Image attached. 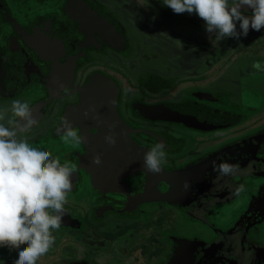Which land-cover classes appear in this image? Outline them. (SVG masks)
Wrapping results in <instances>:
<instances>
[{
    "label": "flooded vegetation",
    "instance_id": "af4514ba",
    "mask_svg": "<svg viewBox=\"0 0 264 264\" xmlns=\"http://www.w3.org/2000/svg\"><path fill=\"white\" fill-rule=\"evenodd\" d=\"M172 16L208 34L195 12L176 14L163 0H0V112L11 116L13 100L27 101L38 121L25 134L30 144L76 167L65 225L37 264H264V121L232 111L239 59L227 48L217 56L215 45L234 41L208 35L182 46L172 27L158 29ZM93 75L116 86L117 126L98 105L101 122L83 118L99 98L86 90ZM157 105L192 108L207 129L140 115L138 107ZM65 120L81 144L63 141ZM112 124L115 146L104 139ZM128 138L133 151L165 144V175L147 172ZM214 162L241 172L221 175ZM10 250L0 264H15L20 249Z\"/></svg>",
    "mask_w": 264,
    "mask_h": 264
},
{
    "label": "clouds",
    "instance_id": "9594fccd",
    "mask_svg": "<svg viewBox=\"0 0 264 264\" xmlns=\"http://www.w3.org/2000/svg\"><path fill=\"white\" fill-rule=\"evenodd\" d=\"M163 5L174 13L195 12L206 25V32L215 34L217 40L247 37L249 30L264 29V0H163ZM243 6L252 9L250 16L241 11ZM237 22L239 29L237 31ZM256 71H264V61L252 65ZM11 116L0 112V247L20 249L15 264H37V261L53 247L54 230L61 227L65 205L72 190L71 177L74 164H61L49 151L33 147L26 137L38 121L27 101L13 100ZM101 122L95 115L96 108L89 106L83 118ZM114 125L104 137L110 146L116 145ZM62 139L65 143L79 145L84 140L72 124L63 121ZM166 146L156 143L144 154V168L151 174H159L167 162ZM93 164L100 165L99 155ZM221 175L235 176L241 172L238 166L228 163L213 164ZM243 191L241 185L237 192Z\"/></svg>",
    "mask_w": 264,
    "mask_h": 264
},
{
    "label": "rangeland",
    "instance_id": "374dc122",
    "mask_svg": "<svg viewBox=\"0 0 264 264\" xmlns=\"http://www.w3.org/2000/svg\"><path fill=\"white\" fill-rule=\"evenodd\" d=\"M170 26V36L180 38L183 37L185 44L186 41L189 44H192L195 39H198V34L194 36L195 30H192L190 25L181 16L178 17H169L166 20V24L159 25V31H161L162 26ZM180 27V29H179ZM190 28V29H189ZM175 33V34H174ZM209 40L208 34L203 35L201 39ZM214 39V38H213ZM219 40L216 39L215 42ZM233 44L229 45H219L222 47L221 50H217V56H225L227 54L226 48L231 50L237 55L239 59V96L236 98L235 107L232 111L237 112L240 116H243L247 119L253 116V120L256 122L264 121V71H256L253 69L252 65L254 61H264V32H254L247 37L241 36L239 40L232 39ZM222 42V41H220ZM193 45V44H192ZM180 46V45H173ZM182 46H187L182 45ZM197 46V45H196ZM233 48H232V47ZM199 47V46H197ZM225 47V50H224ZM200 48V47H199ZM204 48V45H201V49ZM232 48V49H231ZM252 63V64H251ZM206 66H203V68ZM220 105V103H219ZM231 108V107H229ZM232 213V209L224 211L223 215L227 217ZM229 218V217H228ZM264 227V226H263ZM264 230V228H263ZM23 246V245H22ZM22 246L20 250H22ZM11 252L8 247H0V261H5L4 253ZM16 258H13L15 260ZM41 264V263H40Z\"/></svg>",
    "mask_w": 264,
    "mask_h": 264
},
{
    "label": "water",
    "instance_id": "95a60500",
    "mask_svg": "<svg viewBox=\"0 0 264 264\" xmlns=\"http://www.w3.org/2000/svg\"><path fill=\"white\" fill-rule=\"evenodd\" d=\"M242 13H251L252 9L247 8V6H243L241 9ZM95 14V26L98 28L107 29L108 33L111 32L112 36L115 35V31L113 26L107 21L104 16L99 12H92L91 18ZM203 29V28H201ZM86 90L91 91L92 95H96L99 98L91 101V106L98 105L99 107H105V112L109 114V122L115 124L117 126L118 123H122L116 112V96L117 89L115 84L107 77L101 75H93L91 76V80L86 84ZM101 94V95H100ZM206 96L201 97V99H210L209 94H204ZM95 103V104H94ZM139 113L142 117L152 119V120H163V121H174L181 122L184 125L198 129V130H206L207 128L203 126L204 124L201 122V117L197 116L195 110L185 106H174V105H157V106H140L138 107ZM112 124V125H113ZM128 144L126 143V149L128 153H139L145 154L146 150L143 149L134 150L133 147H136L130 138H128ZM144 167V165H143ZM165 175L164 172L161 171L159 174H153V177L156 175ZM145 197V196H144ZM61 225H65V223H61Z\"/></svg>",
    "mask_w": 264,
    "mask_h": 264
},
{
    "label": "crops",
    "instance_id": "0c3cea01",
    "mask_svg": "<svg viewBox=\"0 0 264 264\" xmlns=\"http://www.w3.org/2000/svg\"><path fill=\"white\" fill-rule=\"evenodd\" d=\"M195 35H197V34L195 33L194 36H195ZM208 35L213 36V35H215V34H209V33H208ZM198 36H199V39H201V38L203 37V35H201V34H198ZM204 36H205V35H204ZM201 40H207V37H206L205 39H201ZM231 41H232V39H231ZM212 46H213V45H212ZM215 46H219V45H215ZM191 48L197 50V47H196V46H192V45H190V46H189V49L192 50ZM232 48H233V47H232ZM233 56H236V55L233 53Z\"/></svg>",
    "mask_w": 264,
    "mask_h": 264
}]
</instances>
